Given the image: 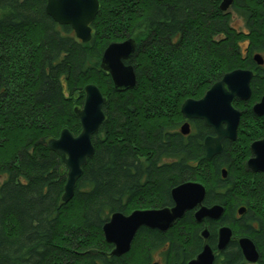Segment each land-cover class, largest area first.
Listing matches in <instances>:
<instances>
[{
  "label": "trees",
  "instance_id": "16d2710c",
  "mask_svg": "<svg viewBox=\"0 0 264 264\" xmlns=\"http://www.w3.org/2000/svg\"><path fill=\"white\" fill-rule=\"evenodd\" d=\"M221 2L98 0L83 44L46 15V0H0V264H150L156 256L186 264L202 249L203 226L192 212L166 233L140 228L121 257L108 255L102 234L115 213L171 207V190L186 182L206 187V207H223L206 224L210 240L228 224L235 237L254 241L264 264V186L246 168L250 144L264 138V116L251 112L264 95V66L253 62L264 55V0H234L226 13ZM129 39L137 48L125 64L136 84L118 93L101 57L107 45ZM238 69L254 74L251 99L233 103L241 112L237 138L207 160L203 141L213 131L198 120L182 135L180 107ZM87 84L105 98V119L63 204L67 170L47 142L64 129L78 136L74 110L83 107ZM240 207L246 212L234 221ZM217 261L240 264L237 243Z\"/></svg>",
  "mask_w": 264,
  "mask_h": 264
},
{
  "label": "water",
  "instance_id": "95a60500",
  "mask_svg": "<svg viewBox=\"0 0 264 264\" xmlns=\"http://www.w3.org/2000/svg\"><path fill=\"white\" fill-rule=\"evenodd\" d=\"M234 0H222L219 10L226 13ZM45 13L58 26H68L73 31L75 38L83 44L91 40V27L99 9L98 0H46ZM136 44L132 39L124 42L111 43L103 52L100 69L103 70L113 82L114 90L118 93L131 90L136 84L134 69L126 65L136 50ZM257 66L264 64L262 55L253 56ZM254 74L249 70L239 69L229 71L208 89L203 97L195 100H186L180 107L181 115L187 122L180 128L184 136L190 134L189 121H202L204 126L213 131L214 136L204 139L206 159L221 154L224 141L235 142L238 133L241 113L233 108L235 99L239 102H248L251 99L250 82ZM85 98L83 107L75 109L74 114L79 119L81 132L74 137L70 131L62 130L57 139L49 140L48 149L58 156L67 170L66 184L63 188L61 203L66 204L74 195L75 186L80 179L83 167L94 154L92 138L96 135L105 119L102 108L105 98L99 89L89 84L84 87ZM252 113L257 118L264 116V95L252 106ZM251 157L247 166L254 172L264 173V138L254 142L250 146ZM222 172V178L226 174ZM170 196L173 206L158 209L136 211L129 216L115 213L110 217L102 229L104 240L114 246L111 256L121 257L130 250L131 243L140 228H149L156 232H167L181 217L188 212H194L193 219L201 224L203 221H216L223 214V208L218 205L207 208L203 206L205 191L202 186L190 182L179 185L171 191ZM204 239L208 237L207 230L203 231ZM229 229L220 231L221 244L217 250L223 252L230 242ZM244 263L256 264L259 262V252L249 239L239 242ZM213 252L204 247L193 261L188 264H213ZM158 264V263H153Z\"/></svg>",
  "mask_w": 264,
  "mask_h": 264
},
{
  "label": "bare ground",
  "instance_id": "6f19581e",
  "mask_svg": "<svg viewBox=\"0 0 264 264\" xmlns=\"http://www.w3.org/2000/svg\"><path fill=\"white\" fill-rule=\"evenodd\" d=\"M108 46V45H107ZM87 85H89V84H87ZM241 117V116H240ZM262 118V117H261ZM80 124V123H79ZM240 124V123H239ZM64 130H66V129H64ZM238 134V133H237ZM50 140H52V139H50ZM49 141V140H48ZM255 142V141H254ZM48 143V142H47ZM252 145V143L250 144V146ZM48 147V146H47ZM94 147V146H93ZM249 150H250V147H249ZM51 151V150H50ZM94 151H95V147H94ZM246 168L248 169V171H249V173H251V174H253V175H255V176H262V183H263V186H264V173H261V172H254L252 169H250L248 166H247V163H246ZM223 171H225L224 173L226 174V170L225 169H222V171H221V174H222V172ZM223 176V175H222ZM226 177H227V174H226ZM75 188H76V186H75ZM75 190V189H74ZM75 193V192H74ZM173 206V205H172ZM171 206V207H172ZM223 208V207H222ZM136 211H138V210H136ZM154 211H158V210H154ZM245 212H246V210H245V208L244 207H240V208H237V210L235 211V215H234V217H233V219H234V221L235 220H239V219H241L242 218V216L245 214ZM134 213V212H133ZM132 214V213H131ZM221 217V216H220ZM220 217H219V219H220ZM183 217H181V219H182ZM181 219H178V222L179 221H181ZM194 221H195V219H194ZM214 221V220H213ZM213 221H208V220H205V221H203V223H201V224H199V225H202L203 226V228L201 229L202 231H200V233H199V238H200V240L202 241V249H201V252H202V250H203V248L204 247H207L208 249H211V248H214V250H215V248H218V246L221 244V242H220V240L218 239L219 238V234H220V231L221 230H223V229H229V225L228 224H225V225H223V226H219V227H217L216 229H217V231H216V236H215V238H214V240H210V238H209V236H210V233H209V230L206 228V224L208 223V222H213ZM177 223V222H176ZM175 223V224H176ZM195 223H196V221H195ZM196 224H198V223H196ZM142 228H144V227H142ZM145 229H147V228H145ZM149 229V228H148ZM204 230H207V234H208V237L206 238V239H204V237L202 236V234H203V231ZM230 230V232H231V236H230V238H229V240H230V242L229 243H238L239 244V242L241 241V240H243V239H249L254 245H255V243H254V241L252 240V239H250L249 237H241V236H239V237H235V235L232 233V231H231V229H229ZM202 232V233H201ZM162 233V232H161ZM166 233V232H165ZM228 243V244H229ZM237 244V246H238V249L240 250V248H239V245ZM112 246V245H111ZM228 246V245H227ZM227 246H226V248H227ZM255 248H256V245H255ZM112 249L114 250L115 248H114V246H112ZM226 250V249H225ZM224 250V251H225ZM240 252H241V254H242V250H240ZM108 255L109 256H111V252H109L108 253ZM112 257H114V256H112ZM157 262H159V259H158V257H156V258H154V260L150 263V264H153V263H157Z\"/></svg>",
  "mask_w": 264,
  "mask_h": 264
},
{
  "label": "rangeland",
  "instance_id": "374dc122",
  "mask_svg": "<svg viewBox=\"0 0 264 264\" xmlns=\"http://www.w3.org/2000/svg\"><path fill=\"white\" fill-rule=\"evenodd\" d=\"M236 26L238 27V25H236ZM261 55H262V54H261ZM262 58H263V60H264V55H262ZM253 62H254V61H253ZM254 63H255V62H254ZM256 65H257V64H256ZM263 66H264V64L261 65V66H258V67H259V68H262ZM238 70H239V69H238ZM249 71H250V70H249ZM251 80H252V79H251ZM250 83H251V82H250ZM234 102H239V101H237V99H235ZM234 102H233V103H234ZM241 102H242V101H241ZM243 103H244V102H243ZM254 104H255V103H254ZM254 104H253V105H254ZM253 105H252V106H253ZM238 111H239V110H238ZM239 112H240V111H239ZM251 112H252V108H251ZM240 113H241V112H240ZM252 114H253V113H252ZM238 128H239V127H238ZM237 130H238V129H237ZM237 135H238V134H237ZM260 140H262V139H260ZM258 141H259V140H258ZM255 142H256V141H255ZM252 144H253V143H252ZM249 147H250V146H249ZM250 152H251V151H250ZM249 159H250V158H249ZM249 159H247V161H248ZM247 161H246V162H247ZM222 179H223V178H222ZM3 181H4V178H3V177H0V185H1V183H2ZM186 183H187V182H186ZM186 183H180L179 185L186 184ZM194 183H195V182H194ZM196 184L199 185V186H202V187L204 188L205 193H206V187H205V186H203L202 184H198L197 182H196ZM179 185H178V186H175L172 190L178 188ZM172 190H171V191H172ZM204 197H205V196H204ZM170 198H171V196H170ZM204 200H205V199H204ZM172 202H173V201H172ZM203 203H204V201H203ZM203 203H202V204H203ZM203 206H205V205L203 204ZM207 208H209V207H207ZM196 210H197V209L191 211V212L193 213V215H194V212H195ZM135 212H136V211H134V213H135ZM191 212H188V213H191ZM132 213H133V212H132ZM120 214H122V213H120ZM113 215H114V214H113ZM122 215H123V214H122ZM129 215H130V214H126V215H123V216L126 217V216H129ZM193 215H192V219L194 218ZM109 219H110V218H109ZM102 229H103V228H102ZM201 233H202V232H201ZM103 237H104V234H103ZM134 238H135V237H134ZM104 241H105V240H104ZM107 244H108V243H107ZM229 244H230V243H229ZM229 244H228V245H229ZM237 244H238V243H237ZM108 245H109V244H108ZM130 248H131V247H130ZM212 250H214V248H213ZM112 251H113V249H111L110 252H112ZM214 251H218L217 248H215ZM217 253H221V251H218ZM156 257H157V256H156ZM156 257H155V258H156ZM196 257H197V256H195L194 259H195ZM214 257H215V256H214ZM115 258H116V257H115ZM190 261H193V260H190ZM190 261H189V262H190ZM213 261H214V260H213ZM189 262H188V263H189ZM188 263H186V264H188ZM258 263H259V262H258ZM258 263H256V264H258ZM173 264H177V262H174Z\"/></svg>",
  "mask_w": 264,
  "mask_h": 264
},
{
  "label": "flooded vegetation",
  "instance_id": "af4514ba",
  "mask_svg": "<svg viewBox=\"0 0 264 264\" xmlns=\"http://www.w3.org/2000/svg\"><path fill=\"white\" fill-rule=\"evenodd\" d=\"M174 225H175V224H174ZM174 225H173V226H174ZM228 227H229V226H228ZM206 228H207V226H206ZM229 229H230V227H229ZM169 230H170V229H169ZM231 231H232V229H231ZM232 233H233V232H232ZM212 249H213V248H211L210 250L213 252V254H214V256H215V257H214V261H213L214 263H213V264H219V262L217 261V259H218L219 256H220L222 253H224L225 251H223V252H221V253H217L218 251H214V250H212ZM200 253H202V252L200 251ZM200 253H199V254H200ZM199 254H197L196 256H198ZM193 259H194V258H193ZM193 259H192V260H193ZM188 262H189V261H188ZM188 262H186V263H188ZM157 263H158V264H162V263H161V260H159V262H157ZM241 263H244V261H243V257H242V262H241ZM241 263H240V264H241ZM171 264H173V263H171ZM177 264H178V263H177Z\"/></svg>",
  "mask_w": 264,
  "mask_h": 264
}]
</instances>
